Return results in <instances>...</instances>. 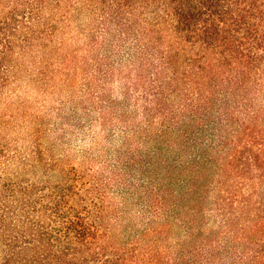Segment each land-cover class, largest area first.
Returning <instances> with one entry per match:
<instances>
[{
	"label": "trees",
	"instance_id": "obj_1",
	"mask_svg": "<svg viewBox=\"0 0 264 264\" xmlns=\"http://www.w3.org/2000/svg\"><path fill=\"white\" fill-rule=\"evenodd\" d=\"M0 264H264V0H0Z\"/></svg>",
	"mask_w": 264,
	"mask_h": 264
},
{
	"label": "rangeland",
	"instance_id": "obj_2",
	"mask_svg": "<svg viewBox=\"0 0 264 264\" xmlns=\"http://www.w3.org/2000/svg\"><path fill=\"white\" fill-rule=\"evenodd\" d=\"M11 94L16 98L24 99L27 101V106L30 108H38L40 109L41 114L44 117V122L46 126L49 127L50 125L53 127H57L58 121V110L60 108L59 105V96L51 95L49 93H43V90L36 87L33 83L30 84L28 81H23L17 83Z\"/></svg>",
	"mask_w": 264,
	"mask_h": 264
}]
</instances>
